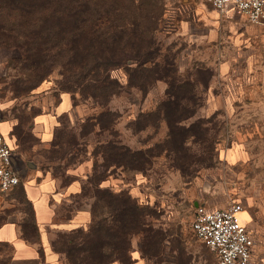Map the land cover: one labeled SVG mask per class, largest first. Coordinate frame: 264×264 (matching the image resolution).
I'll return each mask as SVG.
<instances>
[{"label": "rangeland", "instance_id": "rangeland-1", "mask_svg": "<svg viewBox=\"0 0 264 264\" xmlns=\"http://www.w3.org/2000/svg\"><path fill=\"white\" fill-rule=\"evenodd\" d=\"M178 1L142 0L149 9L161 8L156 33L160 63L152 71L134 75L143 84L140 89L125 87L105 108L101 101L82 94L93 75L80 73L83 56L81 47L75 52L77 36L67 45L43 46L32 52L0 47V130L7 129L0 135L12 150L24 151L41 169L59 177L63 188L70 183L74 167L90 160L82 194L74 198V205L67 203L69 209L90 207L96 188H104L102 181L107 176L118 179L119 186L112 182L108 188L125 193L118 207L127 208L137 222L128 225L119 219L118 228L112 227L107 218L114 209L101 207V219L116 238L111 241L113 247L97 252L96 258L104 259L102 264H133L139 259L149 264H217L193 236L190 224L198 205L213 209L230 202L243 206L241 216L246 219L242 223L253 238L254 259L264 264V44L261 38L253 40L260 68L249 72L240 66L236 81L251 84L246 98L231 106L228 79L218 73L221 59L198 60L196 54L184 51L182 41L170 36L171 25H164L166 6ZM127 2L123 0L124 11L114 14L137 16ZM66 29H71L70 23ZM206 64L211 70L200 69ZM111 75L126 84L125 70H112ZM207 81L218 97L214 102L200 85ZM188 83L192 87L186 88ZM65 92L78 111L70 118L56 119V130L47 144L35 132V119L44 107L52 113L58 95ZM108 109L115 115L107 116ZM109 144L141 155L119 159L108 151ZM234 148L241 157L231 163L229 153ZM134 204L139 209L136 215L128 209ZM22 209L30 225L31 208L23 202ZM59 213L65 219L69 216L64 208ZM88 230L55 235L61 264H93L95 257L90 259L85 251H96L94 239L87 238Z\"/></svg>", "mask_w": 264, "mask_h": 264}, {"label": "crops", "instance_id": "crops-1", "mask_svg": "<svg viewBox=\"0 0 264 264\" xmlns=\"http://www.w3.org/2000/svg\"><path fill=\"white\" fill-rule=\"evenodd\" d=\"M164 17V25L172 27L170 36L184 43L185 52L196 54L198 60L206 62L214 58L221 59L218 73L228 79L227 100L231 106L232 102L245 99L251 82L244 79L237 82L236 78L241 72V65L248 71L260 68L257 66L260 65L259 55L252 44L257 38H261L264 44V22L258 27L250 25L234 12L219 13L202 0L169 2ZM262 50L264 55V46ZM200 69L211 70L209 64L205 68L201 65ZM194 81L200 82L199 79ZM200 85L207 99L216 101L218 97L212 93V82ZM70 97L68 93L59 94L52 113L44 107L37 114L35 132L43 142L48 141L47 144H50L57 118H70L76 112ZM0 133L5 135L7 129H1ZM13 154V165L21 175L22 184L11 192H0V264H61L60 254L53 249L55 235L88 228L91 223L90 207L73 206L75 209H69L67 206L70 201L74 205V198L82 194L87 172L91 171V162L88 159L75 166L69 173L70 183L63 188L59 185V177L49 170L41 169L38 161L27 157L24 151L15 147ZM229 156L231 163H236L241 157L235 148ZM112 182L119 186L118 179L112 176H107L101 184L108 188ZM23 202H29L32 208L37 231L34 236L22 228L27 220V213L22 209ZM60 208L69 213L67 219L59 213ZM245 219V216H241L242 222ZM133 264L149 263L139 259Z\"/></svg>", "mask_w": 264, "mask_h": 264}, {"label": "trees", "instance_id": "trees-1", "mask_svg": "<svg viewBox=\"0 0 264 264\" xmlns=\"http://www.w3.org/2000/svg\"><path fill=\"white\" fill-rule=\"evenodd\" d=\"M126 2L135 8L137 16L114 14L126 9V4H122L123 0H0V47L32 52L43 46L67 45L72 36V39L77 36L74 38L79 40L75 52L81 47L79 52L83 56L80 73L93 75L88 81V89H83L82 94L90 96L96 102L101 101L103 108L108 107L125 87L140 89L143 86L141 82L134 80V75L152 71L160 63L156 33L162 17L161 8L149 9L142 0ZM69 23L71 29L66 31ZM87 30H91L89 35ZM115 69L125 70L128 75L126 84H121L111 75V71ZM185 86L192 87L189 83ZM166 95L174 97L172 93L166 92ZM105 114L109 117L115 115L109 109L105 110ZM108 151L115 152L119 159L128 155L135 159L141 155L116 144H109ZM21 184L20 182L17 187ZM96 190L95 202L90 206L91 223L87 233V238L94 239L96 251L91 252L88 248L85 251L91 254L90 259L95 257V264H102L104 259L96 258L97 252H103L109 245L113 247L111 241L116 239L110 234L108 224L118 228L119 219L125 220L128 225L137 222V219H133L124 206L118 207L124 192L117 194L109 188ZM24 203L31 208L29 202ZM101 207L105 211L114 209L108 214V224L101 219ZM128 209L133 210L135 215L139 213L136 204ZM30 218L31 224L26 220L22 228L34 236L37 231L32 208ZM80 230L83 229L63 234ZM53 249L55 250V241ZM65 254L70 257L68 252Z\"/></svg>", "mask_w": 264, "mask_h": 264}, {"label": "built area", "instance_id": "built-area-1", "mask_svg": "<svg viewBox=\"0 0 264 264\" xmlns=\"http://www.w3.org/2000/svg\"><path fill=\"white\" fill-rule=\"evenodd\" d=\"M219 13L232 11L250 25L264 21V0H202ZM13 150L0 135V192L13 191L21 182L12 163ZM243 206L230 202L224 207L195 208L190 231L215 257L217 264H258L254 259V241L241 222Z\"/></svg>", "mask_w": 264, "mask_h": 264}, {"label": "water", "instance_id": "water-1", "mask_svg": "<svg viewBox=\"0 0 264 264\" xmlns=\"http://www.w3.org/2000/svg\"><path fill=\"white\" fill-rule=\"evenodd\" d=\"M13 157H14V154H12V163H13ZM13 166H14V165H13ZM14 169H15L17 175L19 176V178H20V180H21V175H20V173L17 171V169H16L15 167H14Z\"/></svg>", "mask_w": 264, "mask_h": 264}, {"label": "bare ground", "instance_id": "bare-ground-1", "mask_svg": "<svg viewBox=\"0 0 264 264\" xmlns=\"http://www.w3.org/2000/svg\"><path fill=\"white\" fill-rule=\"evenodd\" d=\"M242 214V213H241ZM241 214H240V216H241ZM242 222V221H241Z\"/></svg>", "mask_w": 264, "mask_h": 264}]
</instances>
